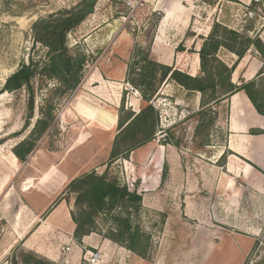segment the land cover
Returning <instances> with one entry per match:
<instances>
[{
	"label": "rangeland",
	"instance_id": "rangeland-1",
	"mask_svg": "<svg viewBox=\"0 0 264 264\" xmlns=\"http://www.w3.org/2000/svg\"><path fill=\"white\" fill-rule=\"evenodd\" d=\"M77 1L0 0V89L6 78L17 69L19 63L27 58L28 49L31 46L29 38L31 25L38 18L61 9H67ZM125 1L98 0L93 14L68 35L69 47L85 55L87 60L83 81L86 78L89 79L94 71L92 69L93 62L102 57H106L108 61L110 58L113 59L115 65L118 66L129 64L134 46L146 43L148 34L150 35V28H153V37L160 36L156 30L158 25L154 26L156 16L153 13L163 9L160 5L161 0H145L133 15V19L123 22L122 17L127 12ZM251 1L220 0L219 6L213 9L203 5L195 8V15L187 32L188 36L182 40L183 42L176 44L180 39L178 31L170 33L169 37L166 36L171 43L166 42L167 39L162 37L161 40L156 41L157 44L151 43L153 58L157 57L165 63L164 65L179 71L191 72L196 68L197 60L194 52L186 50L199 47L201 40L198 36L208 34L210 31L208 28L214 22H221L241 31L249 23V17L253 20L249 36L258 37L264 44V0L259 6L254 7L255 13L249 14ZM196 3L199 4V2ZM113 41L110 48H106L107 44ZM178 47H184L185 51L178 52ZM254 50L251 48L248 53H253ZM220 58L227 64H231L236 59L223 52L220 53ZM256 79L264 84V75ZM233 81L238 83L237 74ZM119 89H121L119 113L122 114V109L131 111L124 109L127 108L128 96L136 95L134 88L132 91L127 87L126 91L123 87ZM72 96L73 94L67 101L59 104L56 112V125L49 136H44L38 141L36 150L33 151L42 152L37 155V158L40 159L39 164L42 168L40 177L45 175L41 181L45 183L50 181L46 179L52 178L54 175L68 176L70 171L74 173L75 170V167L70 166L73 163L67 165L65 169L62 165L67 164L66 161L49 160L48 153H45V151L62 152L69 146L65 139L68 130L66 115L67 110L75 101ZM42 97L43 92L38 91L36 106L41 103ZM114 97L116 95L112 96V98ZM25 100V91L18 94L0 93V137H6L21 130L25 115ZM152 105L158 115L153 140L130 152L127 157L121 156L114 161H110L108 158L104 168V170L107 168L108 163V173L115 176L120 185L137 191L142 185L154 183V175L159 174L160 176L162 165L166 164L167 166V176L161 187L164 201L162 207L153 209L141 206L138 218H133V224L137 225L149 237L147 259L156 262L160 258L161 251L166 257L171 248L173 253L178 250L181 254L179 258H185L189 264H241L243 258H239L240 253H243L242 250L248 248L252 242L243 263L263 264L264 173L261 174L262 176L259 175L258 179L250 166L258 172L260 170L250 161L228 150L226 140L229 134L227 124L229 98L212 105L209 117H215V123L209 128L199 129L197 133L195 131L198 124L197 117L188 116L199 110L196 99L194 97L187 99L183 90L172 82H164L160 86ZM35 115H37L36 112ZM209 117L204 118V123L208 121ZM96 120L108 126L113 120V116L103 110L100 111ZM111 133L103 132L102 136L93 137L83 145L78 144L76 147H79L82 155L93 156L95 161L102 159L106 154L110 157L111 140L109 138ZM26 134L27 132L19 137L8 138L0 145L1 254L3 253V244L6 242L5 233L10 231L16 206L14 205L16 194L12 189L17 184H23L24 179V174H22L15 183L21 168L13 160L12 148ZM43 158H47L49 162L52 161L53 165H44ZM78 170H80L79 174L89 171L85 168ZM8 175L11 176L8 177ZM5 180L7 182L2 185ZM25 189H30V184ZM8 193L10 195L6 197ZM66 196L67 200L73 199L72 212L75 210V195L67 193ZM27 198L33 202L34 206L44 203L40 196ZM184 203L190 210L191 207H194L196 210L204 211L205 207V210L212 216V222L209 224L194 223L190 219L191 213L186 211ZM167 209H169L172 223L168 228L173 229L170 231L165 229L164 232L161 215L167 214ZM25 210L27 209L25 208ZM185 211L186 214H184ZM172 216H177L180 220L175 222ZM4 219H8L9 223H6ZM99 223L97 227L99 232L97 233H101V236L106 235L109 230L108 226L104 225L102 221ZM22 227L23 225L19 229L22 230ZM26 227L29 228L30 225H26ZM182 228L184 231L181 230L180 234ZM209 231L210 234H208ZM21 233L24 232L21 231ZM206 235L211 238L210 243H207ZM22 252L29 253L31 251L15 246L0 257V264H20ZM80 264L87 263L82 259Z\"/></svg>",
	"mask_w": 264,
	"mask_h": 264
},
{
	"label": "trees",
	"instance_id": "trees-1",
	"mask_svg": "<svg viewBox=\"0 0 264 264\" xmlns=\"http://www.w3.org/2000/svg\"><path fill=\"white\" fill-rule=\"evenodd\" d=\"M97 1L78 0L67 9L38 18L30 27L31 46L26 60L19 63L0 89L1 94H18L22 91L26 93L21 130L0 137L2 145L8 138L19 137L27 132L12 148V153L20 164L25 163L36 150L38 141L50 135L57 122L56 112L59 104L68 100L84 78L86 57L69 47L68 35L93 14ZM219 1L202 0L212 8L217 6ZM259 5L252 0L249 14L255 13L253 9ZM153 14L156 16L154 26H157L161 14L158 12ZM250 18L249 23L241 31L227 24L214 22L207 36L199 37L201 40L199 49L186 50L196 53L199 59V70L193 77L153 58L151 53L153 28L149 29L150 35L148 34L146 43L134 46L125 79V83L139 93L140 109L137 114L121 110L118 133L110 151V161L121 156L127 157L130 152L153 140L158 115L152 101L164 82H172L181 88L187 99L199 94V110L192 113L193 115H188L197 117L196 133L199 129L209 128L215 123L216 118L209 117L212 105L238 92L246 96L256 113L264 116V84L259 79L245 82L242 78L235 84L231 79L238 61L251 48L260 55L263 64L256 77L261 78L264 75V44L258 37L249 36L253 25ZM185 36H188V33ZM177 51L183 52L185 49L178 47ZM221 52L233 55L236 59L227 64L220 58ZM38 91L43 92V97L41 103L36 106ZM206 116L209 119L204 123ZM250 133L263 134L260 130H251ZM166 176L167 166L164 164L162 182ZM65 192V195L67 193L75 195V210L71 212V218L76 226L73 236L79 244L83 237L99 232L97 227L99 221H102L109 228L106 235H103L104 238L142 259H147L149 237L133 224V218L137 219L141 210V196L136 189L129 190L126 186L120 185L117 178L108 173V163L101 174L91 171L73 179L66 186ZM21 256L20 264H52L32 252H22Z\"/></svg>",
	"mask_w": 264,
	"mask_h": 264
},
{
	"label": "crops",
	"instance_id": "crops-1",
	"mask_svg": "<svg viewBox=\"0 0 264 264\" xmlns=\"http://www.w3.org/2000/svg\"><path fill=\"white\" fill-rule=\"evenodd\" d=\"M196 2H199V4ZM219 3L220 1L217 6H219ZM186 4L187 6H185ZM160 5L163 9L158 11V13L161 14V19L156 29L157 32L160 33V36H155L153 38V44H155L157 40H161L162 37H164L163 39H165L166 36L169 37L170 33L175 31L180 32V39H178L176 44H178V42L182 43L195 15V8L203 5L213 9L203 3L202 0H161ZM210 28L211 26H209L208 31ZM205 36H207V34L203 35V37ZM166 39V42L171 43L169 38ZM113 43L114 41L107 44L106 48H110ZM198 49L199 47L197 49L195 48V51ZM250 50L251 49H249L246 55L238 61L231 76L233 83V78L236 74L237 79L242 78L245 82L251 80L258 81V79H256L258 78L256 74L261 69L262 63L256 50H254L253 53H248ZM195 58L197 60L196 68L191 72H185L192 77L195 76L199 70V59L196 53ZM155 60L161 64H165L157 57H155ZM93 65L92 69H94V71L91 73L90 78H86L84 81L82 80L79 86L80 88L73 93L72 97L75 101L67 110L66 121L68 130L65 134V139L69 146L62 152L45 151V153H48L49 160H56L57 162V160L60 159L59 161H66L67 164L62 165L65 169L67 165L73 163L70 166L75 167L74 173L70 171L68 176L54 175V177L46 179L50 181L45 183L41 181L45 175L40 177L42 168L39 164L40 159L37 158V155L42 152H33L23 164H20L13 156L15 164L21 168V171L16 176L15 183L22 174H24V179L23 184H17V186L15 185V188L12 189L16 194L14 202L16 206L14 207L10 231H6L5 233L6 242L3 244V253H0V257L3 254H7L6 252L11 248L19 246L33 252L38 257L52 264H80L85 249H97L100 251L101 262L99 264H189V261H186L185 258H179L181 254H179L178 250L173 253L171 248L166 257L163 256L161 251L160 258H158L156 262H152L136 256L126 248L112 243L98 233H91L83 237L80 244L74 239L73 234L76 226L71 218L73 199H66L68 195L66 196L64 194L66 193L65 188L69 182L82 175V173L79 174L80 170L78 169L80 168L89 169L87 173L91 171H95L99 174L103 173L106 161L109 158V155L107 156L106 154L102 159L95 161L96 159H94L93 156L86 157L82 155L79 147H76V145H83V143L91 138L102 136V133L107 131L108 133L113 132L109 138L112 147L113 140L118 133L120 117L121 89L119 88L123 87L126 91L125 79L128 64L118 66L115 65L113 59L110 58L108 61L106 57H102L100 60L93 62ZM111 70H113V72H110ZM114 95H116V97L112 98ZM194 99H196V104L199 107V94L194 97ZM124 109L131 110V112L137 114L140 109V95L128 96L127 108ZM103 110L113 116V120L108 126L96 120L100 111ZM227 124L229 134L226 143H228V150L250 161L252 165L260 170V172H258L250 166L251 170H253V174L259 179V175L264 173V116L256 113L246 96L242 92H238L229 97ZM251 130H260L263 134L253 135L250 133ZM43 161L45 162L44 165H53L52 161H47V158H43ZM83 173L85 174V172ZM161 174L162 169L160 176L159 174L154 175V183L142 185L140 189H137L142 199V208L150 207L154 209L159 206L162 207L164 201L161 194V187L163 186ZM9 176L11 175H8V177ZM57 179H59V182H57ZM7 180H5L2 185H4ZM29 184L30 189H25ZM9 195L8 193L6 197ZM30 196H40L44 200V203L34 206L33 202L28 198L26 199V197ZM25 208L27 210H25ZM185 208H187L186 211L191 213L190 219L193 220L194 223L209 224L212 222V216L205 210V207L204 211H201L202 209L196 210L194 207H191L193 210H190L188 205H185ZM194 210L196 211L194 212ZM166 211L167 214L164 215L163 213L161 215V224L162 228H164V232L165 229L167 231L173 229H171V227L168 228L169 224L172 223L170 221L169 209ZM186 211L184 214H186ZM172 219H174L175 222L180 220L177 216H172ZM4 220L6 223H9L8 219ZM21 225H23L22 230L19 229ZM26 225H30V227L28 228ZM181 230H183V228L180 229V234ZM21 231L24 233H21ZM208 234H210V231ZM206 238H208L207 243H210L211 238L209 236L207 237V235ZM251 246L252 242H250L248 248L242 250L243 253H240L239 258H243V262ZM66 247L69 248L68 251L65 250ZM172 256L173 258H171ZM243 262H241V264H244Z\"/></svg>",
	"mask_w": 264,
	"mask_h": 264
},
{
	"label": "built area",
	"instance_id": "built-area-1",
	"mask_svg": "<svg viewBox=\"0 0 264 264\" xmlns=\"http://www.w3.org/2000/svg\"><path fill=\"white\" fill-rule=\"evenodd\" d=\"M144 1L145 0H139V1L126 0L124 2V5H125L127 12L125 13L126 15L122 17V21L126 22V21L133 19V15L142 6V2ZM253 1L258 4L262 3V0H253ZM126 87L130 91L134 90L133 87H131L129 84H126ZM134 93L136 96H139L136 90H134ZM65 250L68 251L69 248L66 247ZM82 259L87 264H99L101 262V253L97 249H94V250L85 249L83 252Z\"/></svg>",
	"mask_w": 264,
	"mask_h": 264
},
{
	"label": "bare ground",
	"instance_id": "bare-ground-1",
	"mask_svg": "<svg viewBox=\"0 0 264 264\" xmlns=\"http://www.w3.org/2000/svg\"><path fill=\"white\" fill-rule=\"evenodd\" d=\"M156 44H157V42H156Z\"/></svg>",
	"mask_w": 264,
	"mask_h": 264
}]
</instances>
